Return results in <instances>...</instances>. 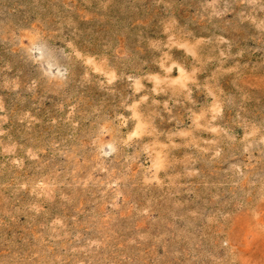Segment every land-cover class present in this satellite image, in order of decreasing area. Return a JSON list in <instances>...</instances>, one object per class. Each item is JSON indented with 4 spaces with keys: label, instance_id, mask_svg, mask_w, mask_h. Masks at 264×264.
Returning <instances> with one entry per match:
<instances>
[{
    "label": "rangeland",
    "instance_id": "374dc122",
    "mask_svg": "<svg viewBox=\"0 0 264 264\" xmlns=\"http://www.w3.org/2000/svg\"><path fill=\"white\" fill-rule=\"evenodd\" d=\"M0 264H264V0H0Z\"/></svg>",
    "mask_w": 264,
    "mask_h": 264
},
{
    "label": "snow or ice",
    "instance_id": "6c2138e0",
    "mask_svg": "<svg viewBox=\"0 0 264 264\" xmlns=\"http://www.w3.org/2000/svg\"><path fill=\"white\" fill-rule=\"evenodd\" d=\"M111 82V81H110Z\"/></svg>",
    "mask_w": 264,
    "mask_h": 264
}]
</instances>
